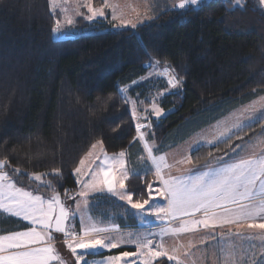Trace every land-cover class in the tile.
<instances>
[{"label": "trees", "instance_id": "obj_1", "mask_svg": "<svg viewBox=\"0 0 264 264\" xmlns=\"http://www.w3.org/2000/svg\"><path fill=\"white\" fill-rule=\"evenodd\" d=\"M244 2L246 7L240 8L228 0H209L202 10L183 16L176 14L180 10H165L133 30H113L108 15L92 23L77 19L73 34L56 40L52 28L62 15L50 10L48 0H0V158H9L10 174L21 169L12 179L34 193L52 195L30 174L51 177L52 169L60 168L62 177L53 179V185L65 199L77 190L74 168L97 140L108 154L133 156L139 144L133 139L130 105L117 95L120 88L128 87V98L136 101H147L154 84L168 91L158 102L164 116L150 117L152 137L164 145H175L264 91V11L253 0ZM93 3L100 6L102 1ZM145 51L160 67L175 70L182 83L169 91L158 80L142 82L150 69ZM262 127L258 123L245 130L232 146ZM223 145L200 148L191 158L199 163L231 151ZM149 183L156 187L152 174L131 178L126 185L136 196L143 190L146 198ZM91 203L94 215L126 214L127 206L108 195L94 196ZM117 224L136 228L127 215ZM26 227L0 215V234ZM123 251L134 249L88 257Z\"/></svg>", "mask_w": 264, "mask_h": 264}, {"label": "snow or ice", "instance_id": "obj_2", "mask_svg": "<svg viewBox=\"0 0 264 264\" xmlns=\"http://www.w3.org/2000/svg\"><path fill=\"white\" fill-rule=\"evenodd\" d=\"M48 3L53 13L59 9L63 16L62 20H56L52 28L53 38L61 39L69 35L61 31L62 25L76 22L67 7L70 0H48ZM228 3L240 8L246 7L244 0H228ZM71 4V11L75 16H83L88 21L105 17V9H109L111 19L119 21L113 27L136 29L143 22L135 6L122 7L116 0H103L100 7H94L93 0H71ZM258 5L264 11V0H258ZM206 6V0H174L171 10H180L176 14L183 16ZM125 7L136 12L135 21L126 18ZM155 7L158 6H146V19L158 18L147 14ZM81 8H85L86 13ZM145 56L147 68L155 70L159 67L160 61L151 53L145 51ZM174 71L165 65L163 72H157L156 75L167 76L168 87L177 88L182 83V78H178ZM128 91V87L120 88L117 95L123 103L132 105V119L136 122V136L133 139L143 144L150 166L143 170H129L124 151L109 156L104 151L102 142L97 140L74 168L73 174L78 177L76 183L80 185V190L69 198L76 200L77 196L80 197L76 201V212L65 206L59 193L55 192L53 179L62 177L60 168L52 169L51 177L48 173L30 174V180L39 182L38 186L53 190L54 194L50 198H44L18 186L12 175H20L21 169L17 167L10 174L6 170L11 167L9 158H0V215L17 217L31 225L25 231L0 234V264H66L56 248L57 237L54 233L63 234V243L75 257V264H81V261L87 264L85 258L94 254L93 250L111 251L129 244L135 246V252L123 251L119 255L108 256L102 264H156L161 257H166L175 264H189L195 245H206L208 240L215 239L216 229L226 230L219 233L220 239L216 241L224 257V264H237L238 245L233 242V236L248 240L259 238L264 244V136L256 143L229 145L230 150L236 154L235 159L225 161L220 157L215 164L210 160L199 169H182L180 165L193 163L190 155L169 163L166 156H156L153 153V145L146 141L145 131H142L151 127L152 115L159 118L162 114L155 98L151 104V112L145 108V114L141 115L137 110V101L128 99ZM261 121H264V96L218 122L210 136H203L189 145V152L199 151L205 145L218 147L219 143L227 144L233 137L242 139L241 132L252 129ZM211 155L209 152V156ZM173 169L179 174L173 175ZM149 174L157 178L160 187L154 188L149 183L146 198L143 190H140L139 196H136L135 190H129L127 181ZM83 176H88L89 179H81ZM105 192L136 210L126 215L135 219L138 231L122 232L115 225L97 224L90 216L87 218L88 222H85V213L91 208L89 194ZM65 195H68L67 191ZM157 197L166 200V205L154 202ZM77 212L81 215L79 232L70 227L71 217ZM152 216L155 221L148 219ZM166 237L172 240L170 246ZM185 237L187 243H184ZM77 249L85 251L78 252ZM215 251L213 248V254ZM129 257L135 259L130 261L127 259Z\"/></svg>", "mask_w": 264, "mask_h": 264}, {"label": "rangeland", "instance_id": "obj_3", "mask_svg": "<svg viewBox=\"0 0 264 264\" xmlns=\"http://www.w3.org/2000/svg\"><path fill=\"white\" fill-rule=\"evenodd\" d=\"M101 1L103 3V0H101ZM206 1H209V0H206ZM116 2H118L122 7L125 6V5L135 6L137 8L138 12H139L140 19L143 21L142 23H139L138 24V26H140V25L148 22L149 20H151V19H146L145 18V11H146V6L147 5H157L158 6V7H155V8H153V9H151V10H149L147 12L148 15L155 16L156 14H159V13L165 11V9L171 10L172 4H173L174 0H116ZM253 3H254V5L257 8H259L258 0H253ZM67 7H69V9H70L69 14L70 15H73L75 17V21L77 19H82L86 23H92V22H95V21H98V20H104L107 17V15H108L109 16V20L112 22V25L113 24H117V25L119 24V21H113L111 19V11L109 9H105V14H106L105 17H98V18H96L93 21H88V20L84 19L83 16H75L74 12L71 11V8H72L71 0H70V3L67 5ZM94 7H100V6H94ZM56 11L60 13L59 9H56ZM81 11L86 13V9L85 8H81ZM124 11L127 14L126 18L131 19L133 21H135L137 19L136 12L131 11V8L130 7H125L124 8ZM62 19H63V16H62ZM73 26H74V23L72 25L63 24L61 29L67 30V32L73 34L72 32L75 31L74 29H71ZM127 29L133 30L131 27H129ZM113 30H124V28L113 27ZM64 37H62V38H64ZM56 40H59V39H56ZM164 67L165 66H162V67L159 66L157 69H155V70L152 69L151 71H149L148 77L145 78V80H142V82L143 81L151 80V81H154V83H155L158 80V81H160L161 84L165 85L166 88L169 91L172 90V89H174V88H169L168 87V84H167V76H165V75H156L157 72H161L162 73ZM157 77H160V78L156 79ZM154 83H152V85ZM157 87L158 86L154 84L153 90L147 96V100L148 101H143L144 103H140V101H137V110H138V112L141 115L145 114V108L148 109V112L149 113L151 112V104H152L154 98H155V101H156V103H157V105L159 107L158 102L162 99L163 96H165L168 93V91L163 90V89H157ZM161 93H163V94L161 95ZM255 96L256 97L254 99L252 98L250 101H248L246 103H243V105L242 106H239V108L235 109L234 112H237L238 110H240L244 106L251 104L254 100H257L260 96H264V92H262L261 94H256ZM128 99L130 101L131 100H135V99H131V98H128ZM129 105H130V109H132V105L131 104H129ZM233 113H229L226 117H224L223 119H221L219 122L224 121L225 119L229 118ZM131 115H132V110H131ZM163 116H164V113L162 112V114L160 115V117H163ZM151 117L152 118H157L155 115H152ZM217 123L214 124L213 126H211L209 129L203 130L202 132H200V133L192 136L188 141L183 142L180 145H175V146L164 145L163 143H160V142H150L149 140L147 142L150 145H153V153L156 156H166L167 161L169 163H173V161L175 159H180L184 155L190 154V156H192V153L193 152H189V145L192 144L194 141L198 140L199 138L203 137V136H206V135L207 136H210V134L212 133V130L217 125ZM260 123H262V125H263L264 121H261ZM244 133L245 132H241L240 133V136L242 138L245 135ZM262 136H264V126H263V129L260 131V133L253 138L254 140L251 143H256L257 140L260 139ZM239 140L240 139H236V137H233L230 141L227 142V144L226 143H219V144L220 145H223L224 144L223 147H225V146L227 147L229 145H232V144L236 143ZM243 144L244 143H242L240 145H243ZM204 147H206V148H212V147H215V145H212V146H208L207 145V146H204ZM125 153H126L125 157L127 155H130V153L129 154L127 152H125ZM108 155L111 156L113 154H108ZM233 156H236L235 152H233ZM125 157H124V159L127 162V167H128L129 170H143L144 167L150 166V164L148 163V161L146 159L147 153L145 152V150L143 151V153L139 157H137V160L136 161H133L132 158L129 159V156H127V158H125ZM141 157H144L145 159H141ZM189 165L190 164H185V165H180L179 167L183 169V168L189 167ZM93 167H95V165H93ZM134 168H136V169H134ZM172 174L173 175H178L179 173L176 172L175 169H173L172 170ZM165 175H167V170H165ZM77 178L78 177L76 176V181H77ZM81 179L87 180V179H89V177L88 176H83V177H81ZM77 186L79 187V189L77 187V190H76L75 193H71L65 199H62L60 197L61 198V201L63 202V204L65 206H67V207L70 208V204L71 203L73 204L74 209L71 210L72 212H76V201L79 200L80 197L77 196L76 197V200H73V199H70L69 196L75 195L80 190V185L77 184ZM36 194H40L44 198H50L53 195V194L52 195H49V194H43V193H36ZM103 194L109 195L106 192L105 193H90L89 196H88L89 203L92 204L91 203V198L92 197L98 196V195H103ZM112 198H114L117 203H122V204H124V205L127 206V210H126L125 213H134L136 211L135 209H132L124 201L118 200L116 197H112ZM154 202L159 203V204H162V205H166V203H167L166 200H161L159 197H157L156 198V201H154ZM81 206L83 207V205H81ZM4 216H8V215L4 214ZM88 216H90L92 218V220L94 222H96L97 224H101V225H115L116 226L117 217H120L121 215L119 213L118 214H111V215H109V214H106L105 215L104 214V215H100V216L99 215H92V214H90L89 209H88L86 211V213H85V222H88L87 221ZM122 216L124 217L125 215L123 214ZM128 216H131V215H128ZM8 217H10V216H8ZM10 218H15L16 220H20L17 217H10ZM75 218H77L79 220L80 224H81V215H80V213L77 212V214L75 216L71 217L70 227L72 229L74 228V225H75V221H74ZM148 219H150L152 221H155V217L154 216L151 217V218L148 217ZM20 221L23 222V223H25L27 227H31V225L28 224L27 221H23V220H20ZM27 227L25 229H22V230H19V231H25V230H27ZM138 230L139 229L137 228V230H134V231H138ZM130 231H132V230H130ZM201 231H207V230H201ZM122 232H128V231H122ZM56 237H57V239L62 240V241L64 239L63 238V235H58ZM157 240H159V237H157ZM165 240L169 244V246L172 244V240L170 238L166 237ZM212 240L213 239L208 240L206 242V245H202V244H199V243H197L195 245V247L192 249L193 255H192V257L189 258V264H216L215 261H214V258H212L213 256L211 257V255H213V248H215V250H216L215 252H217L219 250V246L214 241H212ZM184 243H187V237L184 238ZM235 244L238 245L237 252H239V250L240 251H243L244 249L245 250H256V251H258V250H264V244H262L261 242L260 243H257V242L256 243H254V242H252V243H235ZM123 247H125V248H133L134 249L133 252L136 251V248H135L134 245H130V244L129 245H122L119 248H123ZM56 248H57L58 251H66V252L70 251L66 247V245L64 243L56 246ZM206 248H207V250H205ZM77 251L78 252H83L85 250H83V249H77ZM108 251L109 250H107V249H99L98 251L93 250L94 254H90V255H98L100 253L108 252ZM239 255L240 254H238L237 258L239 257ZM107 257L108 256L89 258L88 255H87L85 259H86L87 264H102V262L106 261V258ZM62 258L66 261V264H75V257L72 256V253H67V254L65 253V256H62ZM127 259H129L131 261V260H133L135 258L134 257H129ZM161 259H165L168 262V264H175L174 261L173 262H169L166 257H161L159 260H161ZM236 260H238L237 264H247V263L248 264H250V263H254V264H264V257H262V255L260 256V258H253V257H251L248 254V255L243 256V257H240V258H238ZM81 264H85V261H81Z\"/></svg>", "mask_w": 264, "mask_h": 264}, {"label": "crops", "instance_id": "obj_4", "mask_svg": "<svg viewBox=\"0 0 264 264\" xmlns=\"http://www.w3.org/2000/svg\"><path fill=\"white\" fill-rule=\"evenodd\" d=\"M93 5H94V3H93ZM95 6V5H94ZM61 31L62 32H65V33H69V32H67V30H64V29H61ZM67 37L65 36L64 38H61V39H66ZM61 39H59V40H61ZM152 69L150 68L149 69V71H151ZM149 74V73H148ZM148 77V75L146 76V78ZM158 78H160V77H157L156 79H158ZM145 80V79H144ZM161 80V79H160ZM262 92H264V91H262ZM262 92H258V93H253V96L248 100V101H250L252 98L254 99L256 96V94H261ZM148 101V100H147ZM247 101V102H248ZM146 103V102H145ZM246 103V102H245ZM243 105V103H238V105L237 106H235V107H233L232 109H230L227 113H225L224 115H222L221 117H219L218 119H216L215 121H213V122H211V123H209V124H207V125H205L204 127H201V128H199L198 130H196V131H194L193 133H191L188 137H186L184 140H182V141H180V142H178V143H176L175 145H180L181 143H183V142H186V141H188L192 136H194V135H196V134H198V133H200V132H202L203 130H207V129H209L211 126H213L214 124H216L217 122H219L221 119H223L224 117H226L229 113H233L234 112V110L235 109H237V108H239V106H242ZM141 122H143V123H147L146 121H141ZM135 123V122H134ZM263 126H264V123H263ZM134 129H135V124H134ZM262 129H263V127H262ZM261 129V130H262ZM142 131H145V136H146V141H150V142H157V141H155L154 139H153V137H152V133H151V129L150 128H147V129H143ZM135 133H136V130H135ZM260 132H258L256 135H254V136H252L251 138H249L248 140H246V141H244V142H242V143H245V142H252L254 139V137L255 136H257L258 134H259ZM212 134V133H211ZM210 134V135H211ZM137 142H138V144H139V150H137V152H135V154L133 155V157L132 156H130V155H127V156H129V159L130 158H132L133 159V161H136L137 160V157H139L142 153H143V151H144V147H143V144L139 141V140H137ZM242 143H240V144H242ZM240 144H238V145H240ZM175 145H171V146H175ZM205 146H207V145H205ZM238 150V149H237ZM97 152L99 151V148L96 150ZM188 155H190V154H188ZM127 156L125 157V158H127ZM220 157H223V159L225 160V161H228V160H230V159H235L236 158V156H233V151H230V152H228V153H226V154H223V155H219V156H215V157H211V158H207V159H205V160H203V161H201V162H199V163H195V162H193L192 164H190L189 165V167H187V168H192V169H199V168H201L203 165H205L206 163H208L210 160L212 161V163L213 164H215L216 163V159L217 158H220ZM134 169H136V168H134ZM73 177H74V180H75V182H76V175H74L73 174ZM155 177V176H154ZM155 180H156V187H160V184H159V181L157 180V178L155 177ZM77 184V183H76ZM159 185V186H158ZM78 187V186H77ZM155 188V187H154ZM78 189H79V187H78ZM103 195H107V194H103ZM109 196V195H108ZM126 206V205H125ZM70 209L72 210V209H74V206H73V204L71 205V207H70ZM127 210V209H126ZM89 212H90V214H92V208H89ZM92 215H94V214H92ZM121 216L120 217H117V219H119V218H124L122 215L123 214H120ZM124 215H126V214H124ZM2 216H4V215H2ZM100 216V215H99ZM128 216V215H127ZM4 217H6V218H9L8 216H4ZM131 217V216H130ZM153 217V216H152ZM133 218V217H132ZM151 218V217H150ZM13 219H15V218H13ZM135 220V219H134ZM20 221V220H19ZM74 221H75V225H74V228H73V230L74 231H76V232H79L80 231V228H81V224H80V222H79V220L77 219V218H75L74 219ZM116 226H118V224L116 223ZM119 227V226H118ZM120 229V228H119ZM130 230H132V231H134V230H137V227L136 228H134V229H120V231H130ZM207 231H211V230H207ZM216 231V233H217V235L215 236V239H213L212 241H214L215 243H216V241L217 240H219L220 239V235H219V233L221 232V231H225L226 232V230H221V229H216L215 230ZM234 231H235V229H234ZM55 236H58V235H55ZM225 238H227V236L225 237ZM232 240H233V242L234 243H252V242H254V243H260L261 242V240L259 239V238H256V239H252V240H248V239H243V238H237V237H235V236H233L232 237ZM61 242V243H60ZM63 243V241L62 240H59V239H57V241H56V246H58V245H60V244H62ZM262 243V242H261ZM59 253H60V255L61 256H65V253L67 254V253H71L70 251H68V252H66V251H58ZM238 254H240L239 255V257L238 258H240V257H243V256H246V255H250L251 257H253V258H260V256L262 255V257H264V250H258V251H256V250H243V251H240L239 250V252H237V256H238ZM213 256V257H212ZM211 257L212 258H214V261H215V263L216 264H224V257H223V255L220 253V250H218L217 252H215V254H213V255H211ZM237 257H236V259H238ZM237 262H238V260H237ZM248 264V263H247ZM250 264H254V263H250Z\"/></svg>", "mask_w": 264, "mask_h": 264}, {"label": "water", "instance_id": "obj_5", "mask_svg": "<svg viewBox=\"0 0 264 264\" xmlns=\"http://www.w3.org/2000/svg\"><path fill=\"white\" fill-rule=\"evenodd\" d=\"M55 235H63V234H61V233H54Z\"/></svg>", "mask_w": 264, "mask_h": 264}]
</instances>
